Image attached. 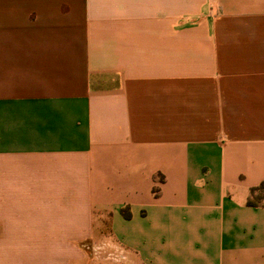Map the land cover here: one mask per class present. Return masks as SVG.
<instances>
[{"label": "crops", "instance_id": "0c3cea01", "mask_svg": "<svg viewBox=\"0 0 264 264\" xmlns=\"http://www.w3.org/2000/svg\"><path fill=\"white\" fill-rule=\"evenodd\" d=\"M263 182L264 0H0V264H264Z\"/></svg>", "mask_w": 264, "mask_h": 264}, {"label": "trees", "instance_id": "16d2710c", "mask_svg": "<svg viewBox=\"0 0 264 264\" xmlns=\"http://www.w3.org/2000/svg\"><path fill=\"white\" fill-rule=\"evenodd\" d=\"M257 191H263L264 192V182L261 183L260 185H258L257 187H253L250 190V194H249L248 199L246 201L247 205L255 206V205H258L259 203H262L259 200L254 198V193L257 192ZM123 212H124L125 216H128V213L125 212V210H123Z\"/></svg>", "mask_w": 264, "mask_h": 264}, {"label": "rangeland", "instance_id": "374dc122", "mask_svg": "<svg viewBox=\"0 0 264 264\" xmlns=\"http://www.w3.org/2000/svg\"><path fill=\"white\" fill-rule=\"evenodd\" d=\"M254 198L259 200L260 202L264 203V192L263 191H257L254 193Z\"/></svg>", "mask_w": 264, "mask_h": 264}]
</instances>
